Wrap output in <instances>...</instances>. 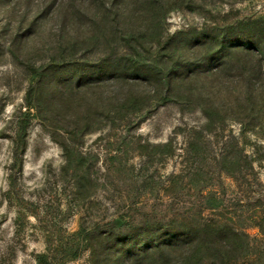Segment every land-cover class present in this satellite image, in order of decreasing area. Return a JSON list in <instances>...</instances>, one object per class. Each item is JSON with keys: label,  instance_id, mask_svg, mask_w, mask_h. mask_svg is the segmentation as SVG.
<instances>
[{"label": "rangeland", "instance_id": "rangeland-1", "mask_svg": "<svg viewBox=\"0 0 264 264\" xmlns=\"http://www.w3.org/2000/svg\"><path fill=\"white\" fill-rule=\"evenodd\" d=\"M175 222L201 245L99 264H264V0H0V264Z\"/></svg>", "mask_w": 264, "mask_h": 264}, {"label": "trees", "instance_id": "trees-1", "mask_svg": "<svg viewBox=\"0 0 264 264\" xmlns=\"http://www.w3.org/2000/svg\"><path fill=\"white\" fill-rule=\"evenodd\" d=\"M223 44L224 42H219V46H222V48L218 50V52H222L226 49ZM237 51L238 53L247 54L245 50ZM221 58H223V56H220L219 60H221ZM247 58L248 70L253 74L263 69L260 60L253 58V56L249 54H247ZM218 66L225 67L226 60L222 61ZM171 81L167 83L170 84ZM26 107V113H29V102L26 104ZM207 227L211 228L209 225ZM205 229L207 228L185 226L182 222H175L163 225H141L133 228L124 235L118 236L114 234V232L107 231H102L95 235L82 228L75 231L73 235L77 236L83 243L84 249L90 251V264H99L102 261V263L107 262L108 257L114 258L113 262L115 263L122 261L131 263L130 261H133V256L137 254L135 251H138V255L140 256L159 255L163 261L167 262L166 257L177 248L187 247L188 249H193L199 247L201 245L199 237L205 235ZM213 229L217 230V228ZM221 229L222 228H220V230ZM104 251L107 252L101 260V255ZM111 252L113 253L111 254ZM194 258L195 253L192 252L188 254L186 259L188 262H192Z\"/></svg>", "mask_w": 264, "mask_h": 264}]
</instances>
